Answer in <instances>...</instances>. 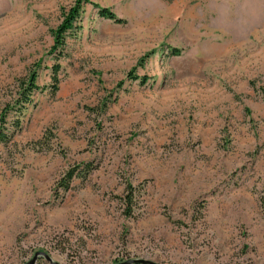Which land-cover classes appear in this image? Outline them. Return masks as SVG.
<instances>
[{"label": "rangeland", "instance_id": "rangeland-1", "mask_svg": "<svg viewBox=\"0 0 264 264\" xmlns=\"http://www.w3.org/2000/svg\"><path fill=\"white\" fill-rule=\"evenodd\" d=\"M74 2L0 0V264H264V0Z\"/></svg>", "mask_w": 264, "mask_h": 264}, {"label": "trees", "instance_id": "trees-1", "mask_svg": "<svg viewBox=\"0 0 264 264\" xmlns=\"http://www.w3.org/2000/svg\"><path fill=\"white\" fill-rule=\"evenodd\" d=\"M81 0H75L74 5H72L69 10L67 11V14L62 22V24L57 28L55 31V37H54V48H56L58 45H61V34L67 30L68 28L72 27V22L73 19L77 16L78 13V8L80 6ZM99 15L110 18L114 20L115 22H122L123 20L121 18H118L111 10L107 8H100L99 7ZM176 54V51L173 52ZM59 71V67L57 64L53 66L52 69V78H53V84H52V91L55 92L58 88V78H57V73ZM35 78H36V73L35 71H32L27 78L20 80L19 85H18V91H17V96L13 99L12 103H7L4 108L2 109L0 113V121L1 122H6V116L8 115V112L10 110H13L16 108V113L18 117L14 121L15 128H19L20 126V121H19V116L21 115V111L23 108H25L26 104L31 100L30 97L32 95V92L36 88V83H35ZM263 100H264V93H263ZM1 140L7 141L5 139L4 135L0 134ZM6 138H10L7 137ZM85 168L88 170L91 167L85 166ZM72 171H69L65 177H63L62 181L60 182V186L63 189H67L69 187L70 180L72 179ZM126 191L128 192L126 194V197L128 200H131L132 194H133V187L130 184L126 185ZM259 207L261 209L262 214L264 215V191L260 193L259 195ZM124 214H127L126 212ZM37 264H48L45 262L42 258H40L37 262Z\"/></svg>", "mask_w": 264, "mask_h": 264}, {"label": "water", "instance_id": "water-1", "mask_svg": "<svg viewBox=\"0 0 264 264\" xmlns=\"http://www.w3.org/2000/svg\"><path fill=\"white\" fill-rule=\"evenodd\" d=\"M42 258L45 262L48 264H60L56 261H54L51 256L44 252V251H36L33 253L32 257L26 261L24 264H36L38 259ZM115 264H157L155 262L146 260V259H141V258H130Z\"/></svg>", "mask_w": 264, "mask_h": 264}]
</instances>
